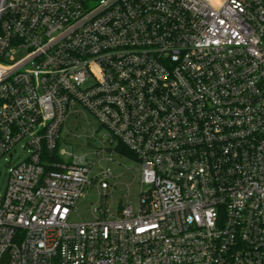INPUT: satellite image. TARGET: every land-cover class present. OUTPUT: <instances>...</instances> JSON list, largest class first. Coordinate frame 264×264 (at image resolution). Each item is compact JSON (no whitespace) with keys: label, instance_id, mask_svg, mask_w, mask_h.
Wrapping results in <instances>:
<instances>
[{"label":"built area","instance_id":"obj_1","mask_svg":"<svg viewBox=\"0 0 264 264\" xmlns=\"http://www.w3.org/2000/svg\"><path fill=\"white\" fill-rule=\"evenodd\" d=\"M70 116L130 151L135 205L70 221L109 187ZM0 161L7 264H264V0H0Z\"/></svg>","mask_w":264,"mask_h":264},{"label":"rangeland","instance_id":"obj_2","mask_svg":"<svg viewBox=\"0 0 264 264\" xmlns=\"http://www.w3.org/2000/svg\"><path fill=\"white\" fill-rule=\"evenodd\" d=\"M22 52L17 53L19 57ZM108 131L100 127L96 120L89 116V123L73 116L68 117L64 124L59 139V148H63L70 156H64L65 160H72L71 155L77 157L84 156V159L92 164L94 162L92 174L97 175V180L101 172L108 170L109 176L103 178L108 183L107 189L95 186L85 187L83 197L77 201L75 208L70 216V221L79 222L92 218V208L100 205L99 193L107 194L106 205L110 211L115 212L119 204L131 203L135 205L138 200L140 188L146 186L140 183V175L136 172L138 164L127 156L115 154L110 151L107 141ZM104 152L97 155L102 148ZM18 154L22 155L23 150L19 149ZM16 159H11L15 163ZM8 165L0 161V194L5 190ZM105 198V197H104Z\"/></svg>","mask_w":264,"mask_h":264},{"label":"trees","instance_id":"obj_3","mask_svg":"<svg viewBox=\"0 0 264 264\" xmlns=\"http://www.w3.org/2000/svg\"><path fill=\"white\" fill-rule=\"evenodd\" d=\"M117 151H119V153H121L122 155L132 156L130 151L122 144L118 145Z\"/></svg>","mask_w":264,"mask_h":264},{"label":"water","instance_id":"obj_4","mask_svg":"<svg viewBox=\"0 0 264 264\" xmlns=\"http://www.w3.org/2000/svg\"><path fill=\"white\" fill-rule=\"evenodd\" d=\"M8 262V256L7 254H4L3 257L0 259V264H7Z\"/></svg>","mask_w":264,"mask_h":264}]
</instances>
